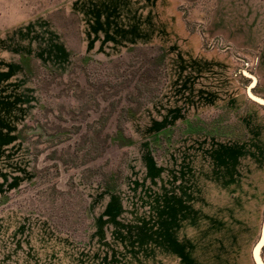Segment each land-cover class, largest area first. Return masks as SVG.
Here are the masks:
<instances>
[{
    "label": "rangeland",
    "instance_id": "obj_1",
    "mask_svg": "<svg viewBox=\"0 0 264 264\" xmlns=\"http://www.w3.org/2000/svg\"><path fill=\"white\" fill-rule=\"evenodd\" d=\"M136 1L128 3L134 13L157 1L161 16L175 11L177 32L197 34L203 51L223 56L225 93L247 102L197 105L195 112L189 105L170 121L183 35L176 34L175 45L167 35L111 56L86 53L82 17L71 0H15L17 22L47 11L71 60L59 70L21 56L36 104L19 143L0 147V158H14L21 173L4 178L7 186L20 185L0 198V264H183L185 249L244 252L255 264L261 240L264 263V159L250 172L246 192L209 194L208 208L200 195L201 144L245 137L240 116L248 102L264 116V105L248 96L250 87L264 98V0ZM7 5L0 3L5 25ZM175 197L180 208L156 236L155 218L169 214Z\"/></svg>",
    "mask_w": 264,
    "mask_h": 264
},
{
    "label": "crops",
    "instance_id": "obj_2",
    "mask_svg": "<svg viewBox=\"0 0 264 264\" xmlns=\"http://www.w3.org/2000/svg\"><path fill=\"white\" fill-rule=\"evenodd\" d=\"M135 1L71 0V8L82 17L85 37L83 51L111 56L133 45L160 43L161 38L167 35L173 36L170 44L175 45V36L178 33L185 37L186 43L180 45L177 50L175 48L178 53V64L174 65L173 82H171L173 91L170 98L177 101V104H170L171 106L168 107L167 114L170 121L175 122L186 115L189 105L192 108L197 105L202 108L226 104L238 108L241 99L244 103L247 102L246 98L237 94L225 93L223 56L214 51H203L197 34L185 29L181 30V27L177 32L175 11H167L161 16L157 1L154 2L157 3L156 6L151 3L138 7L137 12L140 13L137 14L134 13L135 7H128L129 2L135 3ZM4 2L8 4L2 8L8 15L9 22L5 25L0 21V147L16 146L19 143L18 131L31 115L36 104L33 86L21 56L35 58L59 70L68 66L71 60L70 48L58 28L48 19L47 11L43 12V15L17 22L15 0H3V2L0 0V3ZM198 82H210L215 86L198 87ZM248 105L247 111L240 116L246 131L245 137H208L206 142L201 144L200 158L205 162V166L203 164L204 167L201 168L200 195L201 203L206 205V208L214 203L212 198H209V194H225L224 189L229 191L235 189L237 193L242 189V192H246L251 182L250 172L262 166L264 116H261V110L259 111L255 104L248 102ZM193 112H195L194 108ZM14 160V158L11 160L0 158V198L20 185L17 181L8 186L4 182V178L9 180L10 175L16 180L21 176L20 171L16 170ZM177 199L179 197L172 198L173 202L167 203L171 211L169 214L165 213V218L160 217L159 213L155 218L153 234L156 236L160 231H167L164 225L170 222L172 214L180 208ZM202 208L204 207L201 206ZM160 212L164 213V209ZM141 226L138 232L145 235L144 225ZM169 242L170 238L162 241L168 244ZM183 253V264H241V254L244 260L247 259L246 253L236 251L185 249ZM243 264L250 262L246 260Z\"/></svg>",
    "mask_w": 264,
    "mask_h": 264
},
{
    "label": "water",
    "instance_id": "obj_3",
    "mask_svg": "<svg viewBox=\"0 0 264 264\" xmlns=\"http://www.w3.org/2000/svg\"><path fill=\"white\" fill-rule=\"evenodd\" d=\"M248 96L252 98L253 100H255L256 102L264 105V98L257 96L253 94L252 92H248ZM263 238H264V228H263ZM262 242H263L262 240L258 242L253 249V258H254L255 264H264L261 259L260 253H259Z\"/></svg>",
    "mask_w": 264,
    "mask_h": 264
},
{
    "label": "bare ground",
    "instance_id": "obj_4",
    "mask_svg": "<svg viewBox=\"0 0 264 264\" xmlns=\"http://www.w3.org/2000/svg\"><path fill=\"white\" fill-rule=\"evenodd\" d=\"M252 80H253V82H252V85L254 84V82H255V79L254 78H252ZM248 92H250V87L248 88Z\"/></svg>",
    "mask_w": 264,
    "mask_h": 264
}]
</instances>
